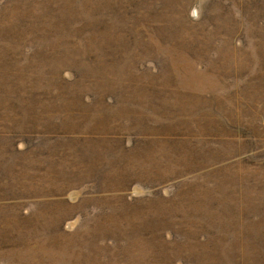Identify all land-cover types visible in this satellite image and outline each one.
I'll use <instances>...</instances> for the list:
<instances>
[{"label": "rangeland", "instance_id": "obj_1", "mask_svg": "<svg viewBox=\"0 0 264 264\" xmlns=\"http://www.w3.org/2000/svg\"><path fill=\"white\" fill-rule=\"evenodd\" d=\"M0 264H264V0H0Z\"/></svg>", "mask_w": 264, "mask_h": 264}]
</instances>
